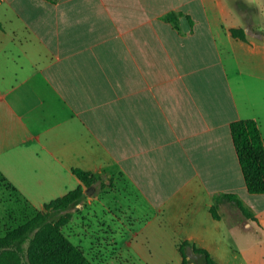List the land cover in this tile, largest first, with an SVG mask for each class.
I'll return each mask as SVG.
<instances>
[{"label":"crops","instance_id":"0c3cea01","mask_svg":"<svg viewBox=\"0 0 264 264\" xmlns=\"http://www.w3.org/2000/svg\"><path fill=\"white\" fill-rule=\"evenodd\" d=\"M213 1L0 0V173L35 210L87 193L75 168L114 177L123 200L106 185L77 205L103 223L63 228L83 251L110 252L95 264L182 263L185 241L227 263L239 228L211 213L224 193L264 234V194L248 191L231 133L253 119L264 138V0L246 1V20Z\"/></svg>","mask_w":264,"mask_h":264},{"label":"trees","instance_id":"16d2710c","mask_svg":"<svg viewBox=\"0 0 264 264\" xmlns=\"http://www.w3.org/2000/svg\"><path fill=\"white\" fill-rule=\"evenodd\" d=\"M182 13L170 12L164 18L179 28ZM188 19L193 23L190 16ZM231 35L247 41L242 28H232ZM231 133L243 171L247 189L251 194H264V138L256 120H239L231 124ZM73 172L86 187L95 186L102 176L75 168ZM3 177V175L0 173ZM3 179L13 187L4 177ZM86 194L82 187L45 205V211L37 213L20 226L8 230L0 237V264H95L63 231L72 219V210L80 204ZM223 201L234 203L249 221L259 223L258 218L236 194H219L211 208L213 217L222 218L219 210ZM192 247L204 264H219L211 253L185 241L180 246L182 264H189L187 249Z\"/></svg>","mask_w":264,"mask_h":264},{"label":"rangeland","instance_id":"374dc122","mask_svg":"<svg viewBox=\"0 0 264 264\" xmlns=\"http://www.w3.org/2000/svg\"><path fill=\"white\" fill-rule=\"evenodd\" d=\"M224 6L227 7L228 11L232 12L238 17V19L246 20L250 14L249 8L247 6V0H223ZM213 9L218 11V7L215 4V0L212 4ZM243 29V28H242ZM102 185V186H101ZM107 185L109 194L112 197L122 199L124 196L129 195L128 191L125 188L117 187V183L114 177L109 176L108 173L105 174L103 178V184H98V189L95 187L92 188V194L87 196H95L100 190ZM101 186V187H100ZM123 200V199H122ZM86 208V207H85ZM0 209L3 211L2 215L4 216V222L7 225V230L11 228H16L21 224L25 223L27 220L32 218L38 210L33 209L21 196L19 193L14 191V189L9 186V184L3 179L0 175ZM84 207L76 206L72 210V219L69 224L72 228L80 227L83 224L85 228L94 227L97 222L102 224L103 222L97 215L93 213L92 205L87 206L86 210H83ZM45 211V208L40 210ZM83 211V212H82ZM219 212L222 216L229 222L230 225H235L238 230H236L235 235L228 237L229 243L232 244L236 252H226L225 264H264V234H262L256 225L253 228L246 229L243 228L241 224L249 221L245 216L239 211L237 206L230 201H223ZM76 217V219H75ZM99 218V220H97ZM106 222H108L105 219ZM258 224L261 228L260 223ZM242 227V228H241ZM70 228H67L66 232H69ZM100 229V226H99ZM259 232V233H258ZM258 233V234H256ZM259 239V246L254 250L252 249V243ZM85 254L94 262V263H111L109 259L110 252L108 250H99L96 251H85ZM188 256L192 263L189 264H204L202 257L199 254H196L192 249L187 250ZM112 254V253H111ZM155 254V253H154ZM158 254V253H157ZM167 261L160 260L156 255L154 256L153 262L151 264H182L181 261H177V253L167 252L165 253ZM161 255V253H160ZM180 255V254H179Z\"/></svg>","mask_w":264,"mask_h":264},{"label":"water","instance_id":"95a60500","mask_svg":"<svg viewBox=\"0 0 264 264\" xmlns=\"http://www.w3.org/2000/svg\"><path fill=\"white\" fill-rule=\"evenodd\" d=\"M92 188H93V186L89 187V189L87 190V194L91 195L93 193Z\"/></svg>","mask_w":264,"mask_h":264}]
</instances>
